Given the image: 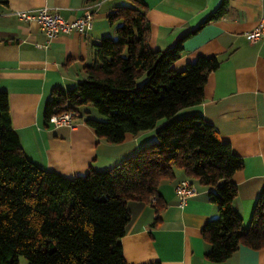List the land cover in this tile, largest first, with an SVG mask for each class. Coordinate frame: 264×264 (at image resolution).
<instances>
[{
    "label": "trees",
    "instance_id": "trees-1",
    "mask_svg": "<svg viewBox=\"0 0 264 264\" xmlns=\"http://www.w3.org/2000/svg\"><path fill=\"white\" fill-rule=\"evenodd\" d=\"M127 2L108 17L115 36L93 47L85 79L72 90L51 92L45 122L72 111L110 145L153 130L160 120L169 123L158 130L156 142L117 167L68 179L28 160L12 128L8 95L0 92V264H19L20 258L28 264H127L120 244L130 222L127 204H150L156 226L165 208L158 188L174 170L209 188V201L217 208V217L201 229L206 260L223 263L241 246L264 248V189L245 229L232 208L237 195L232 178L243 168L242 160L201 117L174 119L180 110L202 103L218 59L199 57L175 71L181 42L168 51H152L144 4ZM227 2L222 0L205 23L225 16ZM84 106H91L98 119L83 112Z\"/></svg>",
    "mask_w": 264,
    "mask_h": 264
},
{
    "label": "crops",
    "instance_id": "crops-1",
    "mask_svg": "<svg viewBox=\"0 0 264 264\" xmlns=\"http://www.w3.org/2000/svg\"><path fill=\"white\" fill-rule=\"evenodd\" d=\"M150 27L149 48L168 51L181 42L182 52L172 68L180 72L199 57H216L218 68L209 75L201 104L180 110L174 119L199 116L213 126L223 142L243 162L232 178L237 195L232 208L246 229L260 191L264 189V33L255 42L247 34L264 27V0H228L227 13L205 23L222 0H140ZM127 0H8L0 3V92L8 95L12 128L25 156L42 170L61 177H82L90 170L117 167L142 147L156 142V134L169 121L160 120L153 130L126 135L118 145L96 137L84 123L52 127L44 112L54 89L72 90L85 79L92 64L93 47L115 36L108 17ZM46 8L72 21L92 17L84 34L73 31L49 39L35 20H24ZM205 23V24H204ZM93 114V113H92ZM98 119L97 115H91ZM188 179L181 170L164 181L158 195L165 205L156 218L152 206L128 202L130 222L120 239L127 264H264V248L241 246L223 263L205 258L207 243L201 229L218 215L208 198L209 188L195 183L196 195L180 205L176 187ZM19 264H26L19 260Z\"/></svg>",
    "mask_w": 264,
    "mask_h": 264
},
{
    "label": "built area",
    "instance_id": "built-area-1",
    "mask_svg": "<svg viewBox=\"0 0 264 264\" xmlns=\"http://www.w3.org/2000/svg\"><path fill=\"white\" fill-rule=\"evenodd\" d=\"M19 17L24 20H35L40 25L42 32L49 38H55L60 34H69L76 31L80 34H84L86 30L92 27V17L90 15L78 18L72 21L63 19L56 11H50L46 8L37 10L33 14L22 13ZM264 33V27L260 24L252 32L248 33L247 39L251 42H255ZM76 118V114L72 111H64L60 114L50 116L47 124L52 127H72L73 119ZM178 203L180 205L185 204L188 198L196 195L195 186L188 180H182L175 190ZM150 202L153 204L154 199Z\"/></svg>",
    "mask_w": 264,
    "mask_h": 264
},
{
    "label": "rangeland",
    "instance_id": "rangeland-1",
    "mask_svg": "<svg viewBox=\"0 0 264 264\" xmlns=\"http://www.w3.org/2000/svg\"><path fill=\"white\" fill-rule=\"evenodd\" d=\"M89 111L88 113V116H90L91 117V115H96V111L91 107V106H84L83 107V109H82V111L84 112V111ZM93 113V114H92ZM20 260H23L26 264H28V262H27V260L26 259H24V258H20Z\"/></svg>",
    "mask_w": 264,
    "mask_h": 264
}]
</instances>
